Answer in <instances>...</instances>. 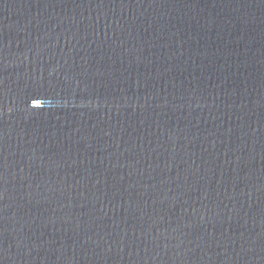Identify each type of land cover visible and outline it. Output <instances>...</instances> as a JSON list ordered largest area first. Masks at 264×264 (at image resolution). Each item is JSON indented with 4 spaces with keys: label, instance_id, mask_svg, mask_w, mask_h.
I'll list each match as a JSON object with an SVG mask.
<instances>
[{
    "label": "water",
    "instance_id": "1",
    "mask_svg": "<svg viewBox=\"0 0 264 264\" xmlns=\"http://www.w3.org/2000/svg\"><path fill=\"white\" fill-rule=\"evenodd\" d=\"M0 264H264V0H0Z\"/></svg>",
    "mask_w": 264,
    "mask_h": 264
}]
</instances>
